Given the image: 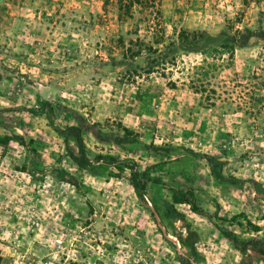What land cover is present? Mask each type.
Instances as JSON below:
<instances>
[{"label":"rangeland","instance_id":"rangeland-1","mask_svg":"<svg viewBox=\"0 0 264 264\" xmlns=\"http://www.w3.org/2000/svg\"><path fill=\"white\" fill-rule=\"evenodd\" d=\"M135 1L0 0V264H180L164 201L200 264H262L218 227L264 237V0ZM51 123L82 126L90 158L128 159L146 190L74 163ZM186 189L209 217L173 200Z\"/></svg>","mask_w":264,"mask_h":264},{"label":"trees","instance_id":"trees-1","mask_svg":"<svg viewBox=\"0 0 264 264\" xmlns=\"http://www.w3.org/2000/svg\"><path fill=\"white\" fill-rule=\"evenodd\" d=\"M135 0H119V8L127 12L129 6L133 5ZM136 2V1H135ZM145 2V3H144ZM132 3V4H131ZM141 6H146L156 8L158 2L156 0H141V2H137ZM159 12V10H158ZM255 35L254 30L247 29L244 33H241L238 37H234L231 39V47L241 48L245 46L246 42L249 40L251 36ZM12 107H7L6 109H10ZM18 108V107H13ZM32 114H40L42 113L40 108H31L29 109ZM0 126L1 127H9L10 123L5 122L2 117H0ZM52 128L60 134L66 143V154L70 157V159L79 164L83 169L88 170L89 172L93 171L94 168L105 167H114L118 170H122L127 168L131 172V183L135 188H140L143 191L146 190L145 182H149L151 179L140 180V172L135 168L133 162L128 159H120L114 155H106V156H97L94 159H91L88 155V151L86 149L84 138L82 134V126L80 125H67L65 127H60L54 123H51ZM69 141H73V144L76 150L70 147ZM160 147H156V150H160ZM193 155H199V153L192 151ZM202 157L206 160L207 165L210 169V173L213 176L215 182L217 184L227 183V184H236V179L234 177L225 175L222 171V167L225 163V159H222L218 156L213 155H202ZM56 174L58 176H64L67 181H72L73 177L67 173H64L63 169H57ZM253 189L258 193H264V187L261 183L252 180ZM172 198L175 202L187 203L190 207V210L193 213L199 215H206L209 217V211L202 209V207L198 204L197 197L194 195L191 189H186L185 191L174 190L172 192ZM162 214L169 218L173 224L177 222H181L183 227L186 230V234L182 233V231L175 230L174 236L177 241L185 247H189L191 250L189 254L191 257L179 255V263L180 264H200L198 261V257L193 249V244L195 243V239H192L195 236V232L190 229L188 226L187 220L183 214L179 213L174 205L168 201H164V210ZM219 231L223 234L224 237L230 239L237 247L238 250L245 256H250L249 251L256 253L259 256L260 261L264 264V237L252 236L246 239L240 238L236 235V233L230 229L219 228Z\"/></svg>","mask_w":264,"mask_h":264}]
</instances>
